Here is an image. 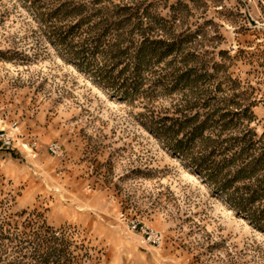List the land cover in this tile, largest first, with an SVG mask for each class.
Returning a JSON list of instances; mask_svg holds the SVG:
<instances>
[{
  "label": "rangeland",
  "instance_id": "374dc122",
  "mask_svg": "<svg viewBox=\"0 0 264 264\" xmlns=\"http://www.w3.org/2000/svg\"><path fill=\"white\" fill-rule=\"evenodd\" d=\"M3 121L0 264H264V0H0Z\"/></svg>",
  "mask_w": 264,
  "mask_h": 264
},
{
  "label": "built area",
  "instance_id": "2783aa9c",
  "mask_svg": "<svg viewBox=\"0 0 264 264\" xmlns=\"http://www.w3.org/2000/svg\"><path fill=\"white\" fill-rule=\"evenodd\" d=\"M3 123L4 121L1 124ZM0 141L7 149L21 147L28 150H35L37 146V142H30L26 139V134L18 121H14L9 125L4 123V126L0 128ZM49 151L55 157H62L63 155L62 146L58 142H52L49 145ZM127 228L133 232H139L143 237V242L146 244L160 247L164 243V235L162 232L142 224L137 220H130Z\"/></svg>",
  "mask_w": 264,
  "mask_h": 264
},
{
  "label": "trees",
  "instance_id": "16d2710c",
  "mask_svg": "<svg viewBox=\"0 0 264 264\" xmlns=\"http://www.w3.org/2000/svg\"><path fill=\"white\" fill-rule=\"evenodd\" d=\"M40 258L42 259L41 261L44 263L45 262V264H46V258H44L43 256H40Z\"/></svg>",
  "mask_w": 264,
  "mask_h": 264
}]
</instances>
